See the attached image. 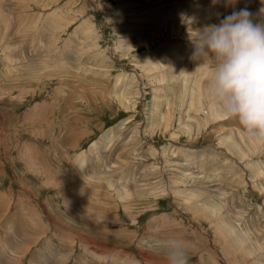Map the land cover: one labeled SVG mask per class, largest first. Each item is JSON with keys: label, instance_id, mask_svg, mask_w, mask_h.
<instances>
[{"label": "rangeland", "instance_id": "rangeland-1", "mask_svg": "<svg viewBox=\"0 0 264 264\" xmlns=\"http://www.w3.org/2000/svg\"><path fill=\"white\" fill-rule=\"evenodd\" d=\"M241 8L264 23V0H0V264H165V237L264 264V142L191 59Z\"/></svg>", "mask_w": 264, "mask_h": 264}, {"label": "clouds", "instance_id": "clouds-1", "mask_svg": "<svg viewBox=\"0 0 264 264\" xmlns=\"http://www.w3.org/2000/svg\"><path fill=\"white\" fill-rule=\"evenodd\" d=\"M238 0H226L235 6ZM247 8L233 10L218 23L194 30L191 59L208 67L207 94L219 112L236 120L248 139L264 142V23ZM165 264H188L186 242L165 237L154 242Z\"/></svg>", "mask_w": 264, "mask_h": 264}, {"label": "bare ground", "instance_id": "bare-ground-1", "mask_svg": "<svg viewBox=\"0 0 264 264\" xmlns=\"http://www.w3.org/2000/svg\"><path fill=\"white\" fill-rule=\"evenodd\" d=\"M110 183V182H109Z\"/></svg>", "mask_w": 264, "mask_h": 264}]
</instances>
